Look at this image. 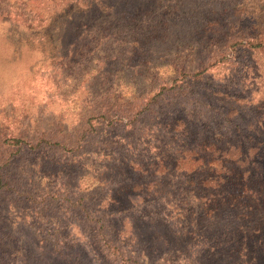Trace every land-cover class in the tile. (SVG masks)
<instances>
[{
	"label": "rangeland",
	"instance_id": "obj_1",
	"mask_svg": "<svg viewBox=\"0 0 264 264\" xmlns=\"http://www.w3.org/2000/svg\"><path fill=\"white\" fill-rule=\"evenodd\" d=\"M106 1L0 0V264H212L156 240L199 207L164 121L223 136L262 115L264 0ZM187 84L208 107L182 125ZM152 180L175 185L127 207Z\"/></svg>",
	"mask_w": 264,
	"mask_h": 264
},
{
	"label": "trees",
	"instance_id": "obj_2",
	"mask_svg": "<svg viewBox=\"0 0 264 264\" xmlns=\"http://www.w3.org/2000/svg\"><path fill=\"white\" fill-rule=\"evenodd\" d=\"M99 1L98 4L109 7L106 0ZM85 25L81 23L82 27ZM199 73H187L185 76L188 80H198ZM174 94L184 115L180 118L183 119L182 125L186 118L196 119L203 115V107H208L188 84L177 87ZM219 100L222 107L226 103L229 106L227 117L239 111L237 104L241 100L231 99L226 93H219ZM254 110H259V106L255 105ZM145 113L152 115L153 110L148 108ZM232 118L228 123L230 128L223 136L209 135L201 129L195 134L187 130L183 133L177 129V120L166 118L164 121L165 128L173 133L172 140L176 139L179 146L178 158L182 169H178V159L172 166L174 172L181 176L178 187L195 191L194 198L199 205L188 226L178 228L176 222L181 217L170 214L154 221L153 226L164 229L156 238L161 247L165 246L164 252L167 246H172L174 235L175 243L180 244L177 238H181L185 248L193 254L206 252L204 256L212 264H264V112L245 123L243 117ZM162 184L163 189L175 185L156 180L137 182L127 186L134 191L131 196L128 191L121 195L129 198L127 207H131L132 199L138 195L143 201H148L142 190L152 195L159 194ZM120 201L117 198L116 204ZM101 235L105 236L103 232ZM132 235L138 237L137 234ZM138 239L142 241L141 237ZM155 249L153 252L159 251Z\"/></svg>",
	"mask_w": 264,
	"mask_h": 264
}]
</instances>
